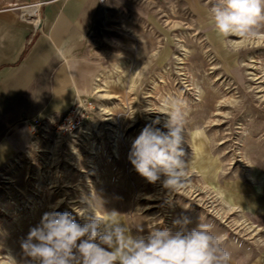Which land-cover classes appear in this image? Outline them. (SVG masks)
<instances>
[{
  "label": "rangeland",
  "instance_id": "1",
  "mask_svg": "<svg viewBox=\"0 0 264 264\" xmlns=\"http://www.w3.org/2000/svg\"><path fill=\"white\" fill-rule=\"evenodd\" d=\"M216 0H103L85 41L96 72L65 111L35 114L26 145L0 164V264H39L22 247L45 212H116L133 236L155 228L212 225L229 264H264V25L257 38L220 37ZM87 91V93H86ZM184 102L186 186L149 183L131 164V145L164 101ZM81 104L83 124L54 134ZM33 120V121H34ZM32 121V123H33ZM48 129V131H46Z\"/></svg>",
  "mask_w": 264,
  "mask_h": 264
},
{
  "label": "clouds",
  "instance_id": "2",
  "mask_svg": "<svg viewBox=\"0 0 264 264\" xmlns=\"http://www.w3.org/2000/svg\"><path fill=\"white\" fill-rule=\"evenodd\" d=\"M214 30L220 37L237 36L245 41L257 38L264 25V0H216L210 8ZM167 115L147 124L135 138L129 160L149 183L165 177L163 186L173 191L186 186L189 176L183 144L186 115L184 102L176 98L164 101ZM91 210L79 215L87 222L78 223L67 211L45 212L29 230L21 247L39 264H229L230 253L222 246L212 225L199 224L189 229L188 217L175 220L178 230L155 228L145 236H133L116 212L107 219Z\"/></svg>",
  "mask_w": 264,
  "mask_h": 264
},
{
  "label": "crops",
  "instance_id": "3",
  "mask_svg": "<svg viewBox=\"0 0 264 264\" xmlns=\"http://www.w3.org/2000/svg\"><path fill=\"white\" fill-rule=\"evenodd\" d=\"M98 11L99 0H0V164L35 114L65 111L95 76L85 41Z\"/></svg>",
  "mask_w": 264,
  "mask_h": 264
},
{
  "label": "built area",
  "instance_id": "4",
  "mask_svg": "<svg viewBox=\"0 0 264 264\" xmlns=\"http://www.w3.org/2000/svg\"><path fill=\"white\" fill-rule=\"evenodd\" d=\"M102 2L103 0H99ZM83 120L81 115V104L70 107L65 113L58 117V122L56 123L54 134L59 136H72L74 133L82 127ZM30 128L32 131L42 132L45 131L46 126L39 120H34L31 123ZM48 131V129H46Z\"/></svg>",
  "mask_w": 264,
  "mask_h": 264
},
{
  "label": "bare ground",
  "instance_id": "5",
  "mask_svg": "<svg viewBox=\"0 0 264 264\" xmlns=\"http://www.w3.org/2000/svg\"><path fill=\"white\" fill-rule=\"evenodd\" d=\"M29 9H31V8H29Z\"/></svg>",
  "mask_w": 264,
  "mask_h": 264
}]
</instances>
